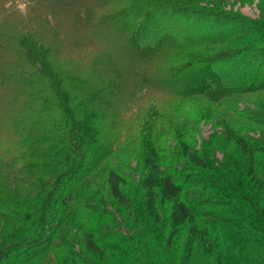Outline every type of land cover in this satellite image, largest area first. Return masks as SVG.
<instances>
[{
    "label": "trees",
    "instance_id": "obj_1",
    "mask_svg": "<svg viewBox=\"0 0 264 264\" xmlns=\"http://www.w3.org/2000/svg\"><path fill=\"white\" fill-rule=\"evenodd\" d=\"M263 88L264 19L188 0H0V264H43L37 260L58 243L59 223L83 224L73 202L89 201L96 169L128 136L129 112L152 100L202 99L247 152L236 117L264 123V109L243 114L235 101ZM153 128L143 126L138 140L145 212L159 221V203L168 201L169 242L186 222L189 254L198 241L217 250L218 264H254L240 225L198 222L229 208L183 198L188 181L162 165ZM188 131L175 125L184 153L212 168L190 153ZM104 179L125 202L122 170L111 166ZM96 224L80 230L103 256Z\"/></svg>",
    "mask_w": 264,
    "mask_h": 264
},
{
    "label": "rangeland",
    "instance_id": "obj_2",
    "mask_svg": "<svg viewBox=\"0 0 264 264\" xmlns=\"http://www.w3.org/2000/svg\"><path fill=\"white\" fill-rule=\"evenodd\" d=\"M188 1L203 6L216 5L247 18L264 19V7L260 5V0ZM224 46L226 45H221L222 48ZM157 103L159 102L152 100L129 112L128 136L120 143L119 151L101 164L107 165V170L104 166L96 169L92 189L86 192L89 193L86 197L89 201L80 204L73 202L75 208L79 205L78 213L86 217L83 224L79 226L60 222L56 236L58 243L47 255L40 257L38 262L218 264L217 250L209 251L201 242L192 244L189 254V223H183L171 241H168L172 230L170 202L159 203V221H155L144 210L139 182L142 175V150L138 140L141 128L144 126L147 129L151 124L154 126V139L161 153L162 165L174 170L179 175V180L188 181L183 198L191 203H205L208 208L212 205L214 208H229V212L225 214L199 217L198 222L202 227L210 223L214 226L232 227V230L237 231L234 227L240 225L244 233L249 234L250 240H246L244 245L252 247L254 264H264V123L242 116L236 117V122H239L240 129L250 142V150L245 152L224 128V118L214 109V104L196 98H169L163 104L160 102L162 105ZM235 103L234 108L243 111V114L264 109V88L244 94ZM153 106L160 108L155 110ZM181 122L187 123L189 131L185 140L191 147L190 153H200L212 168H203L193 163L184 153L183 146L175 136V125ZM111 166L120 168L128 178V184L124 186L127 198L123 203L106 188L104 177ZM128 199L132 202L129 203ZM90 200L92 207L88 208ZM94 222H97L94 237L105 249L103 256L87 248L85 234L80 230L88 229L87 226ZM238 249L239 247L235 248ZM68 255L72 258L68 259ZM188 255L190 256L187 258Z\"/></svg>",
    "mask_w": 264,
    "mask_h": 264
}]
</instances>
